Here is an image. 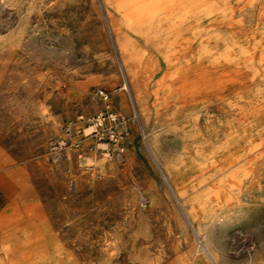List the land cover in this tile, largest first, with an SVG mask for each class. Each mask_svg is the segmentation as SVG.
Wrapping results in <instances>:
<instances>
[{
	"label": "rangeland",
	"instance_id": "1",
	"mask_svg": "<svg viewBox=\"0 0 264 264\" xmlns=\"http://www.w3.org/2000/svg\"><path fill=\"white\" fill-rule=\"evenodd\" d=\"M115 3L0 0V222L5 215L22 221L12 228L18 238H41L50 228L86 264H252L264 240V158L256 157L264 144H234L218 166L183 170L200 163L181 138L191 126L189 109L209 111L210 120L201 114L197 123L210 147L225 140V117L218 120L215 96L190 100L162 91L160 79L175 59L164 67L125 27ZM116 28L164 67L153 76L138 69V97ZM174 35L183 41L188 29L163 28L158 38L171 46ZM97 87L127 118L121 152L109 138L110 126H118Z\"/></svg>",
	"mask_w": 264,
	"mask_h": 264
},
{
	"label": "bare ground",
	"instance_id": "2",
	"mask_svg": "<svg viewBox=\"0 0 264 264\" xmlns=\"http://www.w3.org/2000/svg\"><path fill=\"white\" fill-rule=\"evenodd\" d=\"M115 9L121 12L125 27L142 36L158 53L164 67H170L175 59L176 66L160 79L164 93H180L190 100L197 95L205 99L215 96L218 100V120L225 117V140L216 147L208 146L209 141L198 131L197 120L202 114L209 121V111L204 109L200 113L191 107L188 111L191 126L181 138L189 139V147L199 156L200 163L192 160L183 170L199 168L206 162L218 166V156L230 155L229 146L234 144L245 142L252 148L264 144V0H116ZM177 26L188 29V36L177 42L178 36L174 35L173 44L166 46V37L158 38L160 31ZM116 31L122 65L138 97V69L153 76L164 67L153 59L148 47L139 48L129 35L118 28ZM186 47L188 53L183 55ZM166 82L169 84L164 85ZM207 156L214 158L209 160ZM258 156L264 158V149ZM194 200L202 201L201 196ZM22 224L6 215L0 222V264H86L50 228L41 238L14 237L13 226L15 230ZM15 250L21 253L15 254ZM31 256L35 261L28 259ZM263 260L264 240H261L249 262L263 264Z\"/></svg>",
	"mask_w": 264,
	"mask_h": 264
},
{
	"label": "built area",
	"instance_id": "3",
	"mask_svg": "<svg viewBox=\"0 0 264 264\" xmlns=\"http://www.w3.org/2000/svg\"><path fill=\"white\" fill-rule=\"evenodd\" d=\"M95 95L101 100L103 101L104 105H105V113H106V117L108 118L109 121L113 122L114 124H117L118 126V130L113 127L110 126V128L108 129V134H109V138L115 142L114 146H115V150H117L118 152L123 151V146L120 145V139H122L123 137H125L128 134V127H127V118H125L124 116H120L115 114L111 109H110V104H109V94L108 91H106L104 88L102 87H97L95 89ZM101 124V119L98 116L96 121L94 122L95 126H98ZM66 143V140L61 138L57 143H56V148L58 147L59 149L62 148V146H64ZM74 146H78L77 143H72ZM209 264H217L215 261H213L212 259L209 260Z\"/></svg>",
	"mask_w": 264,
	"mask_h": 264
},
{
	"label": "crops",
	"instance_id": "4",
	"mask_svg": "<svg viewBox=\"0 0 264 264\" xmlns=\"http://www.w3.org/2000/svg\"><path fill=\"white\" fill-rule=\"evenodd\" d=\"M239 155H242V154H239ZM239 155H238V156H239Z\"/></svg>",
	"mask_w": 264,
	"mask_h": 264
}]
</instances>
